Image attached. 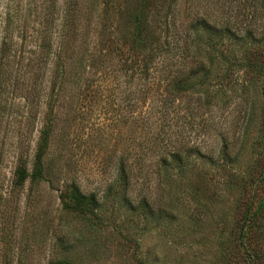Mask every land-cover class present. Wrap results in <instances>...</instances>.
Returning a JSON list of instances; mask_svg holds the SVG:
<instances>
[{"label":"rangeland","instance_id":"1","mask_svg":"<svg viewBox=\"0 0 264 264\" xmlns=\"http://www.w3.org/2000/svg\"><path fill=\"white\" fill-rule=\"evenodd\" d=\"M251 11L0 0V264H230L248 211L264 226V34L218 28Z\"/></svg>","mask_w":264,"mask_h":264},{"label":"trees","instance_id":"2","mask_svg":"<svg viewBox=\"0 0 264 264\" xmlns=\"http://www.w3.org/2000/svg\"><path fill=\"white\" fill-rule=\"evenodd\" d=\"M250 1L252 6L251 20L248 21V24L243 29H239V34H235V32L231 31L230 25L227 20V22L224 20V22H222L221 24V27L218 29L221 30V33H234L235 36L242 38L240 40H243L246 34L251 38L253 43L259 44L261 41H256L262 38L264 34V4L261 2V0ZM131 25L135 35L138 36L139 44L145 38V21L141 13H138V16L135 13L131 14ZM210 28L215 27L210 26ZM211 34L213 33L209 31L210 36ZM220 55L223 56L224 54L220 52ZM226 58L227 56L225 55L223 59L225 60ZM244 65H247V68L250 73L263 75L264 50L260 51L257 50V48H253L250 54L248 55L247 59L245 60ZM261 96L264 100V87L262 89ZM35 164L38 168L42 167L41 154H38L36 156ZM16 174L19 178V181L25 180L28 177L27 168L24 165L17 166ZM261 210L262 207H258L252 212V214H249L251 212L248 211L247 215L250 217V221L247 224H241L239 227L238 233L235 237V252H233L232 255L230 254V264H264V226L262 225L260 220H258V216L261 215ZM230 255L227 256V258L230 257ZM51 264L68 263L64 261H57Z\"/></svg>","mask_w":264,"mask_h":264}]
</instances>
